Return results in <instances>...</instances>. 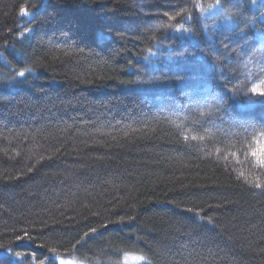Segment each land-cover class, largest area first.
<instances>
[{"label":"trees","instance_id":"trees-1","mask_svg":"<svg viewBox=\"0 0 264 264\" xmlns=\"http://www.w3.org/2000/svg\"><path fill=\"white\" fill-rule=\"evenodd\" d=\"M262 37L264 0H0V264H264Z\"/></svg>","mask_w":264,"mask_h":264},{"label":"rangeland","instance_id":"rangeland-1","mask_svg":"<svg viewBox=\"0 0 264 264\" xmlns=\"http://www.w3.org/2000/svg\"><path fill=\"white\" fill-rule=\"evenodd\" d=\"M212 6L213 7H211V8H209V5L200 7V10H201L202 15H203L205 20H209V19L218 20L221 18V14L219 13L216 5H212ZM221 20L224 23H228V19L223 18ZM181 33L187 34L188 36H191V34L189 32L181 31ZM190 39H193V38H190ZM26 243L29 244L28 241H26ZM29 247L32 250L34 249L31 245ZM1 255L9 256L13 261H21L22 259L26 258V259H28L29 264H60L61 260H63L65 262V264H88L82 260L77 259L73 255L50 254V255L46 256L44 259L38 260L35 256V253L32 251L14 252V251H11L10 249L5 250V253H3ZM18 255H21V257L19 256L20 257L19 259H17ZM14 256H17V258H15ZM140 256L141 255L133 254V253H124L120 257V259H118L117 261L109 262L108 264H143L144 260L136 259L137 257H140Z\"/></svg>","mask_w":264,"mask_h":264},{"label":"snow or ice","instance_id":"snow-or-ice-1","mask_svg":"<svg viewBox=\"0 0 264 264\" xmlns=\"http://www.w3.org/2000/svg\"><path fill=\"white\" fill-rule=\"evenodd\" d=\"M213 7L212 5H209V8ZM23 13V10H22ZM177 32H188L189 30L186 28H177L176 29ZM261 46L264 47V37L261 38ZM150 55H155V53H150ZM169 59H171V57H169ZM145 60L148 61L149 64H151V60H149V57H145ZM177 68H180L179 63H177ZM27 71H31V69H28ZM18 76L23 77L25 75L24 71H20L17 73ZM175 78L177 80H182L183 76L176 74ZM164 79H168L167 76L164 77ZM249 79H251V77H249ZM161 81V77L158 76H151L149 78L150 83H159ZM249 91L251 92L252 96H259L261 98H264V78L259 79L258 83L253 84V86L249 89ZM250 102L255 103L256 101L251 100L250 97ZM259 137L261 140H264V131H261L259 133ZM251 155L255 158V163L258 167L260 168H264V144H261V147L259 149V152L257 151H253L251 153ZM256 187H260L259 184L256 185ZM188 211H191V209H189ZM93 231H95V229H93ZM136 259L138 260H144L145 258L143 256L137 257ZM60 264H65V262L63 260L60 261Z\"/></svg>","mask_w":264,"mask_h":264}]
</instances>
